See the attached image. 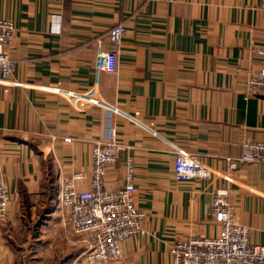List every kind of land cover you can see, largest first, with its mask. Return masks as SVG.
I'll list each match as a JSON object with an SVG mask.
<instances>
[{
	"label": "crops",
	"instance_id": "obj_1",
	"mask_svg": "<svg viewBox=\"0 0 264 264\" xmlns=\"http://www.w3.org/2000/svg\"><path fill=\"white\" fill-rule=\"evenodd\" d=\"M0 18L15 26L8 50L20 84L0 83V182L10 197L0 250L23 206L38 221V208L75 173L87 177L79 190L90 189L93 144L109 136L125 151L106 188L126 185L132 160L135 203L146 214L145 234L123 243L115 264H172L177 241L217 236V190L229 191L250 242L264 245V164L227 166L245 141L264 142V94L248 95L246 85L264 68L255 54L264 48V0H0ZM118 24L125 34L115 69L98 73ZM94 92L101 105L80 97ZM177 150L201 160L211 178L178 180ZM34 231L38 243L43 230Z\"/></svg>",
	"mask_w": 264,
	"mask_h": 264
},
{
	"label": "built area",
	"instance_id": "obj_2",
	"mask_svg": "<svg viewBox=\"0 0 264 264\" xmlns=\"http://www.w3.org/2000/svg\"><path fill=\"white\" fill-rule=\"evenodd\" d=\"M14 32V23L0 18V83L4 85H20L14 79L16 62L8 50ZM124 34L123 24L110 30L112 49L109 52H99L96 61L98 73L114 71ZM255 54L264 59V48L256 49ZM246 85L248 95L264 94V68L250 72ZM80 97L87 99L90 106L102 104L95 92L90 96ZM64 142L71 143L72 139L65 138ZM123 151L125 147L119 144L116 136H109L103 142H95L92 147L90 189L79 190V183L87 178L84 173L73 174L61 185L58 205L68 211L73 232L90 237V246L83 254V264H115L121 259L123 243L145 234L146 214L135 203L132 160L127 162L126 185L116 191L106 188L107 170L118 162ZM247 164H264V142L247 140L244 142L242 155L227 160L230 170ZM174 173L180 181L208 180L212 176L209 167L185 150H177ZM226 179L230 180L229 177ZM228 194L226 189L217 190L212 199L215 222L220 226L218 235L177 241L171 249L172 264H264V245L250 242V230L236 222L234 208L227 200ZM9 203L8 190L0 182L1 221L7 218Z\"/></svg>",
	"mask_w": 264,
	"mask_h": 264
},
{
	"label": "rangeland",
	"instance_id": "obj_3",
	"mask_svg": "<svg viewBox=\"0 0 264 264\" xmlns=\"http://www.w3.org/2000/svg\"><path fill=\"white\" fill-rule=\"evenodd\" d=\"M52 196L54 200L52 199L51 204L46 205L45 209L38 208L40 218L38 221H29L31 206L26 204L22 207L20 226L6 232L3 241L5 248L2 247L0 250V264H83V254L90 246V237L73 232L69 224L68 211L58 205L57 190H52ZM40 212L47 215L44 214L42 218ZM30 223L32 229L25 228ZM35 225L43 230L38 234V243L34 238ZM60 230L63 234L64 230L69 232L68 246L63 244L59 237Z\"/></svg>",
	"mask_w": 264,
	"mask_h": 264
}]
</instances>
